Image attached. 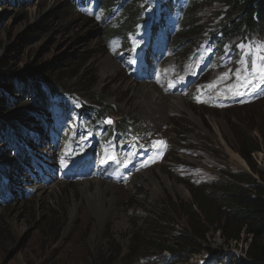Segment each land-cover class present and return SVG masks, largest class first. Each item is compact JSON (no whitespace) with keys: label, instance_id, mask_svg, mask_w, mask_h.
Wrapping results in <instances>:
<instances>
[{"label":"rangeland","instance_id":"rangeland-1","mask_svg":"<svg viewBox=\"0 0 264 264\" xmlns=\"http://www.w3.org/2000/svg\"><path fill=\"white\" fill-rule=\"evenodd\" d=\"M64 1L0 0V69L11 66L27 78L26 87L15 83L17 100L27 99L31 79L53 80L70 96L69 102L61 94L53 96V108L38 113L44 127L37 120L24 125L22 142L31 157L24 169L16 165V151L0 143L1 160L8 163L3 191L11 193L0 204V264H144L127 256L137 225L156 216L167 218L160 222L169 228L187 225L176 210L193 200L192 187L225 178L226 171H250L240 150L253 139L262 143L253 160L264 170V91L261 100L251 97L259 88L255 83L240 86L235 75L241 61L259 63L264 35L251 46L241 44V54L234 51L229 59L217 53L210 61L211 29L227 9L221 1L199 3V28L192 38H185V21L177 23L159 2L150 1L145 21L129 31L124 29L125 9L109 16L104 6L70 9ZM39 27L44 31L33 34ZM108 28L126 36L109 38ZM110 58L122 70L115 75L107 71L102 81ZM30 68L38 72L29 74ZM156 79L168 95L167 108L142 103V89ZM240 92L254 105L235 106ZM80 103L104 108L108 124L122 118L135 123L147 148L124 175L121 164L135 145L118 147L92 128L84 137L76 110ZM36 132H41L39 139ZM38 161L39 171L34 168ZM88 183L89 194L104 195L105 204L98 215L87 208L89 213L80 211L71 219L74 191L78 194ZM208 239L224 251L223 264L246 259V234L236 245L226 244L218 232ZM211 260L216 257L202 252L190 264H213Z\"/></svg>","mask_w":264,"mask_h":264},{"label":"trees","instance_id":"trees-1","mask_svg":"<svg viewBox=\"0 0 264 264\" xmlns=\"http://www.w3.org/2000/svg\"><path fill=\"white\" fill-rule=\"evenodd\" d=\"M150 1L159 2L160 7L166 8L169 12V16L172 14L177 19V23L185 21L183 31L185 38L195 37L193 34L198 32L195 14L201 1L223 2L227 6L224 17L211 29L213 35L210 61L216 58L217 53L219 57L226 55L227 58H231L232 53L237 52L241 44L251 46L264 35V0H65L64 5L70 9L82 4L95 8L104 6L109 16L125 9L128 11V18L124 29L135 31L145 21L144 12L150 6ZM13 2L22 4L23 0H9L10 4ZM140 3L143 4L142 7H139ZM154 27L155 25L152 28L155 29ZM33 31V34L40 33L44 28L39 27ZM116 31L118 30L108 28L106 35L109 38L126 36L127 32ZM30 37L28 40H31ZM187 40L192 41L183 39V41ZM128 46L131 47V43L128 42ZM228 47L230 49L227 54L225 49ZM252 49L254 51V47ZM239 51L241 54V50ZM9 67H5L4 71L0 69V143L16 151V165L24 169L23 166L26 167L27 161L31 160L25 153L26 147L22 142L23 140L26 142L24 125L28 123L29 126L37 120L44 127V121L40 120L42 118L37 119L38 113L53 108L51 104L53 96H58L60 93L63 96L61 100L68 102L70 96L64 92L62 85L53 80H44L42 83L43 81L37 82L31 79L30 94H27V99L21 102L15 96V83L20 82L26 87L27 78L19 73V69ZM35 71L37 70L30 68L28 73ZM12 96V100L8 99ZM260 96L261 93L258 91L253 97L258 100L263 99H259ZM243 99L250 101L246 103L254 105L253 100L247 96ZM242 105L243 102L235 106ZM76 110L79 118L83 120L84 137H87V129L92 128L98 131L102 139L117 143L118 147L135 145L129 154L131 160L145 151V144L137 134L135 123L122 118L112 125L108 124L105 119L108 112L104 108L92 107L85 103L78 104ZM261 145L259 140L253 139L240 150L250 171H226L225 178L192 187L193 200L188 203L181 202L180 209L173 208L177 209L176 215H182L187 220V225L180 230H176L175 226L169 228L168 224L160 222L166 221L167 218L157 216L150 217L145 223L137 225L127 256L140 259L144 264H190L193 257L205 252L210 257H217L215 264H221L220 259L224 256V251L216 249L208 239L210 233L218 232L228 245L233 242L236 245L243 241L246 234L250 239L245 251L246 259H241L242 264H264V170L253 160V154L262 149ZM34 165L39 171L40 161ZM7 166L8 164L3 163L0 156V193L7 176L5 174ZM128 166L129 163L122 167V174L126 172ZM9 192L10 190L7 189L6 196H2L0 201L8 199Z\"/></svg>","mask_w":264,"mask_h":264},{"label":"bare ground","instance_id":"bare-ground-1","mask_svg":"<svg viewBox=\"0 0 264 264\" xmlns=\"http://www.w3.org/2000/svg\"><path fill=\"white\" fill-rule=\"evenodd\" d=\"M155 24V23H153ZM153 27V26H152ZM151 27V28H152ZM152 30V29H151ZM152 32V31H151ZM146 57V56H145ZM230 59V58H229ZM104 69L105 73H103L101 75L102 77V81L104 80V78H106L108 76V72H112L113 75L118 74V72H120V70H122L121 68L118 67L117 62H114V59L112 60L111 58L104 64ZM108 71V72H107ZM138 74L140 73L139 71L137 72ZM109 74V75H112ZM151 74V73H150ZM167 74H163L162 78L165 77ZM169 75V74H168ZM106 76V77H105ZM153 76V75H152ZM152 78V77H151ZM44 83V82H42ZM154 84L149 87L147 90L146 89H142L144 91V93H142V90L140 89V92L142 93L141 96H143V102L142 103H148L151 102L149 104V107L151 108H155L157 106L158 109H162L163 107L167 108V104H168V95H166L165 93V89L163 87V85L161 84V80L160 79H156L155 82H153ZM44 85V84H43ZM46 88V87H45ZM48 88V87H47ZM48 92V90H47ZM60 94V93H59ZM151 96V97H150ZM154 99V100H153ZM52 101V100H51ZM180 103L185 104V100L183 99ZM52 104V103H51ZM49 105V104H48ZM53 112V111H52ZM51 113V112H50ZM56 115V114H55ZM45 117V116H44ZM48 119V118H47ZM42 120V119H40ZM45 122V121H44ZM40 123V122H39ZM43 123V121H42ZM56 126V125H55ZM53 126V127H55ZM39 128V127H38ZM36 130V128H34ZM27 130V129H26ZM40 130V129H39ZM25 131V130H24ZM29 132V131H28ZM43 132V131H42ZM30 133V132H29ZM28 133V134H29ZM32 134V133H30ZM29 134V135H30ZM41 132H36L34 135L38 137L40 136ZM43 136H45L43 134ZM47 137V136H45ZM36 138V137H35ZM37 139V138H36ZM34 141V140H33ZM33 144V143H32ZM38 145V144H37ZM35 154V153H34ZM38 154V153H37ZM36 155V154H35ZM48 160H50V158H48ZM47 161V160H46ZM16 162V161H15ZM8 164V163H7ZM37 164V163H35ZM46 164V163H45ZM36 166V165H34ZM18 167V166H17ZM35 168V167H34ZM17 171V170H16ZM42 175V174H41ZM38 177V176H37ZM37 179V178H36ZM16 182V181H15ZM17 183V182H16ZM13 188V187H12ZM91 185L88 183L87 187L83 188V190L81 192H78V194H76V191H74V199H73V211H74V216L71 219H74L77 217L78 212L82 211L85 213H89V211H91L93 214H99L105 204V196L102 194H89ZM13 190V189H12ZM51 193H54V190H51ZM104 196V197H103ZM89 208V211L88 209ZM97 214V215H98Z\"/></svg>","mask_w":264,"mask_h":264},{"label":"snow or ice","instance_id":"snow-or-ice-1","mask_svg":"<svg viewBox=\"0 0 264 264\" xmlns=\"http://www.w3.org/2000/svg\"><path fill=\"white\" fill-rule=\"evenodd\" d=\"M241 47L244 46L242 45ZM258 51H264V48L258 46ZM258 60L259 63L256 60L241 61V69L235 73L237 80L241 82L240 86L248 87L255 83L257 88L264 91V88H260V85L264 84V55H259ZM228 76L229 73L223 74V78H228ZM213 86L214 85H209V87ZM237 94L242 95L243 93L240 92ZM108 123H111V121H108Z\"/></svg>","mask_w":264,"mask_h":264}]
</instances>
